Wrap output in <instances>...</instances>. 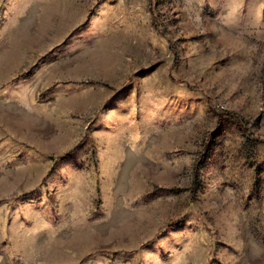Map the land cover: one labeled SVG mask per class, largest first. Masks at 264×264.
Masks as SVG:
<instances>
[{
  "label": "rangeland",
  "instance_id": "1",
  "mask_svg": "<svg viewBox=\"0 0 264 264\" xmlns=\"http://www.w3.org/2000/svg\"><path fill=\"white\" fill-rule=\"evenodd\" d=\"M0 264H264V0H0Z\"/></svg>",
  "mask_w": 264,
  "mask_h": 264
}]
</instances>
